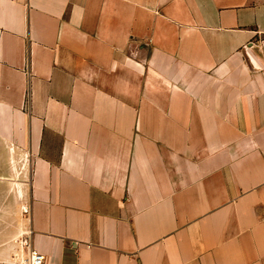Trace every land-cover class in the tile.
I'll use <instances>...</instances> for the list:
<instances>
[{
    "label": "crops",
    "instance_id": "0c3cea01",
    "mask_svg": "<svg viewBox=\"0 0 264 264\" xmlns=\"http://www.w3.org/2000/svg\"><path fill=\"white\" fill-rule=\"evenodd\" d=\"M264 264V0H0V264Z\"/></svg>",
    "mask_w": 264,
    "mask_h": 264
},
{
    "label": "built area",
    "instance_id": "2783aa9c",
    "mask_svg": "<svg viewBox=\"0 0 264 264\" xmlns=\"http://www.w3.org/2000/svg\"><path fill=\"white\" fill-rule=\"evenodd\" d=\"M44 256L40 253L31 250L26 259L23 260L22 264H44Z\"/></svg>",
    "mask_w": 264,
    "mask_h": 264
}]
</instances>
